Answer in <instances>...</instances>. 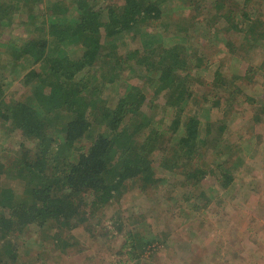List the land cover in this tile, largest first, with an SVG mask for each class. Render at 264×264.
Here are the masks:
<instances>
[{
	"label": "trees",
	"instance_id": "trees-1",
	"mask_svg": "<svg viewBox=\"0 0 264 264\" xmlns=\"http://www.w3.org/2000/svg\"><path fill=\"white\" fill-rule=\"evenodd\" d=\"M166 1L0 0V36L15 20L23 19L28 29L23 37L0 42V121L5 129L0 138L16 133L11 146L0 149V264H18L21 244L28 250L80 248L77 228L92 238H122L127 255L141 258L156 242L154 235L143 234L147 227H142L148 208L155 205L153 194L165 179H173L159 175L155 161L169 166L170 157L180 153L178 147L190 153L183 176L191 192L209 174L212 189L232 183L227 163L218 160L206 167L191 163L204 123L198 113L184 112L198 86L190 70L195 58L190 32L156 37L144 29L166 16ZM244 1L239 7L235 0H174L195 15L216 9L213 16L230 24L220 31L201 26L197 19L196 36L232 52L231 34L240 35L243 45H264L261 11ZM119 47L126 52L120 53ZM76 50L81 54L73 55ZM238 60L233 57L232 62ZM134 64L144 86L126 83L124 92L115 94L111 86L126 69L136 71ZM219 71L212 82H198L214 91L205 93L206 101L231 86L232 79ZM15 81L21 99L13 98L9 90ZM236 91L231 88L225 98L229 104L235 103ZM147 92L152 94L151 103L156 96L165 97L173 111L172 125L163 127L152 111L144 110ZM171 133L182 134L178 143L169 148L166 143L171 139L157 144ZM15 138L19 140L13 144ZM253 147L247 152L254 156ZM157 153L160 158H155ZM205 156L199 152L197 159ZM129 192L141 195V213L135 219L109 216L112 207L126 202ZM208 192L201 193L207 202ZM168 239L169 234L162 243L169 244Z\"/></svg>",
	"mask_w": 264,
	"mask_h": 264
},
{
	"label": "rangeland",
	"instance_id": "rangeland-1",
	"mask_svg": "<svg viewBox=\"0 0 264 264\" xmlns=\"http://www.w3.org/2000/svg\"><path fill=\"white\" fill-rule=\"evenodd\" d=\"M93 1L88 0L89 4ZM235 1L239 7L245 2ZM247 3L259 7L261 12L258 18L264 22V0H250ZM163 6L166 16L154 24L148 22L144 29L153 32L156 37L188 29L191 37L189 45L195 57L190 70L195 80L212 82L219 70L228 81L232 79V87L226 93L212 95L207 101L205 93H213V89L195 83L198 86L194 91L190 89L193 102L184 111L198 113L204 123L197 152L192 154L194 159L191 163H199L202 167L210 166L218 160L227 163V173L234 178L232 183L226 188L216 185L218 188L212 189L214 179L209 174L204 178L202 186L191 192V186L185 184L183 176V172L188 169V166L183 165L190 162V153L178 147L180 153L170 157L167 162L169 166L160 165L158 159L155 161L157 173L173 179H165L164 185L153 194L155 205L146 212V224L142 227L147 228L143 234L156 237V242L148 247L152 249L147 254L139 259L131 258L126 253L128 247L122 245V238L101 235L92 238L86 230L77 228L76 238L80 241V248H71L66 252L53 251L52 247L28 250L25 244H21L18 264H264V45L259 44L254 48L243 45L240 35L231 34L229 39L235 46L234 52L227 47L223 48L222 44L220 47L215 46L204 37L200 39L196 36V20H199L201 26L223 31L230 23L213 16L217 14L216 9L206 8L195 15L191 12L192 8L175 3L174 0H167ZM20 17L24 18V15ZM27 32L23 19L15 20L11 28L0 36V42L12 36L23 37ZM121 49L119 47L118 50ZM123 52L126 51L120 53ZM80 54V50L73 53L77 56ZM233 57L239 60L232 62ZM131 63H127L126 68ZM200 65L205 68L201 69ZM133 66L136 71L131 69L130 73L126 69L121 80L111 86L115 94L123 93L126 83L144 86L143 80L138 77V64ZM18 88L17 81L9 86L15 99L23 98L17 92ZM231 88H237L233 94L236 100L229 104L225 98ZM147 96L144 110L149 114L152 111L156 119L162 121L163 127L172 125L173 111L167 107L165 97L156 96L154 103H151L152 94L147 92ZM1 133H5V129L0 121V137ZM15 134L0 138V149L11 146ZM181 135L165 134L157 144L171 139L173 141L166 143L169 148L168 144L178 143ZM16 140L19 139L15 138L13 144ZM251 146H254V152L257 150L254 156L252 152H247ZM199 152L206 155L201 161L197 159ZM155 158H160V154L157 153ZM203 184L206 187L204 190L210 189L206 193L210 197L209 202L206 201L207 197L201 195ZM125 196L126 202L122 206L112 207L109 216L135 219L141 213V195L129 192ZM168 234L169 244L164 245L162 241L167 239Z\"/></svg>",
	"mask_w": 264,
	"mask_h": 264
}]
</instances>
